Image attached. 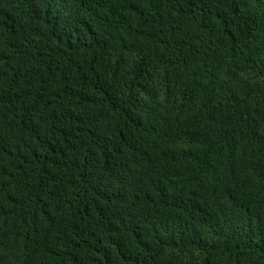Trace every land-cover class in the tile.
Here are the masks:
<instances>
[{
    "label": "trees",
    "instance_id": "trees-1",
    "mask_svg": "<svg viewBox=\"0 0 264 264\" xmlns=\"http://www.w3.org/2000/svg\"><path fill=\"white\" fill-rule=\"evenodd\" d=\"M0 264H264V0H0Z\"/></svg>",
    "mask_w": 264,
    "mask_h": 264
}]
</instances>
